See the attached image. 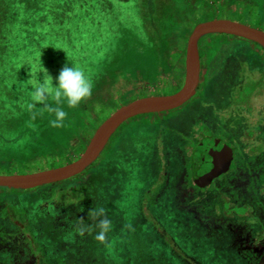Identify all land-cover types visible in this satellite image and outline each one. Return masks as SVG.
Here are the masks:
<instances>
[{"label": "rangeland", "instance_id": "374dc122", "mask_svg": "<svg viewBox=\"0 0 264 264\" xmlns=\"http://www.w3.org/2000/svg\"><path fill=\"white\" fill-rule=\"evenodd\" d=\"M25 1L29 2L27 8L15 0H0V173H30L69 163L81 153L96 126L116 108L136 98L167 95L179 89L183 80L185 41L196 23L222 18L264 32V9L250 3L184 0L186 16L181 20L174 18L172 24L176 25L167 38L170 49L163 54L162 68L156 67L144 76H129L124 71L112 74L113 87L111 84L104 90V97L97 98L89 108H82L84 111L80 106L67 110L71 128H53L48 121L47 131L37 129L36 135L33 133L37 136L32 140L35 143L59 141L58 144L50 150L46 149L48 146L28 150L24 145L25 134L21 133L24 129L33 131L43 120L30 119L27 104L32 102V89L27 81L43 80L46 69L55 86L65 65L79 66L87 76L93 74L103 52L100 46L114 41L119 28H126L128 23L132 26L140 0ZM179 1L178 5L169 3L167 9L176 11L181 7ZM167 2L155 0L158 18L162 14L163 20L168 14L162 11ZM190 7L192 11L188 10ZM26 10L34 12L37 18L29 22L33 25L31 32H26L20 22ZM42 12L45 17L40 18ZM158 22L162 26L166 24ZM135 29L148 39L150 33L142 24H136ZM160 39L163 41L161 31ZM217 43L226 45L225 51L236 57L230 65L237 67L233 79L228 81L231 91L248 77L242 81V88L233 100H244L252 87L259 99L250 96L245 106H234L230 95L206 90L203 101L195 103L191 98L179 109L124 121L95 161L72 179L30 190L0 188V254L28 253L33 258L34 246L28 236L33 231L46 249L57 250L68 264H264V256L256 262V254L252 252L254 255L246 263L240 258L246 252L240 251L238 256L231 248L226 229L232 230L231 224L240 218H249L248 213L244 217L245 208L205 189L209 177L224 168L223 162L201 169L184 166L198 188L193 197L195 209L205 220L197 219L195 212L183 205L177 207L176 203L182 200L176 202L179 197L173 198L179 185L175 184L169 166L177 162L174 155L177 149L187 163L189 153L205 137L209 136L212 141L221 139L218 130L211 132L198 120L191 124L194 118L209 117L218 129L228 126L230 135L241 133L245 140L251 136L249 126H244L247 120L252 117L255 120L257 114L264 116V77L259 84L250 81L251 74L241 69L237 60L247 58L248 67L257 64L260 73H264V51L252 42L226 35H206L198 40L203 53L209 52V55L216 53L213 50ZM182 124L192 128L188 135L182 132ZM196 140L200 142L195 145ZM40 152L53 155L25 165L33 162ZM9 162L16 164L10 169ZM167 176V184L161 185ZM98 206L106 209L107 218L112 222L107 234L110 246L94 239L96 231L79 236L74 230V222L81 216L92 224L87 214ZM15 213L24 220L21 227L9 222ZM44 214L50 223L40 225L38 222ZM129 223L134 231L126 228ZM254 225L260 229L259 222Z\"/></svg>", "mask_w": 264, "mask_h": 264}, {"label": "flooded vegetation", "instance_id": "af4514ba", "mask_svg": "<svg viewBox=\"0 0 264 264\" xmlns=\"http://www.w3.org/2000/svg\"><path fill=\"white\" fill-rule=\"evenodd\" d=\"M225 47L227 46L217 43L216 48L213 50V52L216 53L209 55V52L203 53L197 41L199 74L198 84L195 93L192 96V102L194 101L196 103L203 101V95L206 90L215 94L222 92L226 95H230V98L232 99L231 102L234 106H240L242 104L245 106L246 101L250 96L259 99L257 91L252 87L249 92L246 93L244 100H233L242 88V81H247L248 77L246 76V78H243L239 83L240 86L238 85V88L236 87L235 90L231 91V87L228 86L231 82L228 83V81L233 79L232 75L237 71V67L234 68V66L231 67L230 65H232V60L236 57L227 53ZM237 60L240 63V68L251 74L250 77H252V80L250 81L253 82L255 80L258 84L263 82L262 77H264V73H260L261 70L258 69L257 64L255 67L253 66L254 69L253 67H248L247 58H238ZM243 74H245V72ZM223 79H225L226 82H222ZM258 106L263 107V104H257V107ZM200 116L201 115L194 118L191 121V124L198 120L200 121V124L209 131L213 132L214 130H218L221 134L219 139L221 138L220 141L223 143L224 148L221 151L220 157L217 155L211 157V155L208 154L209 156L205 157L206 164H202L199 168L195 169L209 166L216 167L220 162L224 163V168H220L215 176L212 175L209 177L210 181L207 184L208 186H205V189L211 194L221 195L223 199L233 203L235 206L245 208L247 212H245L244 217H247L246 214L248 213L249 218H244L243 220L240 218L238 222L231 224L232 230L226 229L227 233L230 235L229 237H231V248L235 254H238L239 256L241 252H246L244 257L240 256V258L246 263L251 255H254L252 252H255L256 254V262L260 261L264 256V234L261 233L264 231V116L262 114H257L255 115V120H251L253 117L250 121L247 120V123L244 126H249L248 130L250 131L251 136L250 138L245 136V138H247L245 140L242 136L243 134L240 133L239 136H235L234 133H231L232 135H230L226 130L228 129V126L218 129L217 125L212 123L209 117ZM178 124L180 126L181 121H179ZM181 129L184 134L188 135L192 128L187 126L183 127L182 124ZM208 137L209 136L204 139H207ZM197 142L199 143L200 141L196 140L195 145L198 144ZM174 155L177 158V162L173 163L169 168L172 170L175 184L179 185V187L177 192L174 193L173 198L175 200V198L179 197L176 202L182 200L181 202L176 203V206L183 205L187 210L195 212L197 219L205 220L203 219L205 217L198 212L199 210L195 209L197 205L193 200L195 193L198 192V188L193 185V182L189 178V175L185 170L186 168L184 167L186 164L190 166L192 165L190 156L188 162L185 163L186 158L179 153L178 149L177 153ZM189 155L191 154L189 153ZM167 180L168 176L163 179L161 185L167 184ZM49 185L50 184L44 186ZM191 191H193V193H191ZM256 221L260 223V229L254 225ZM9 222L11 225L21 227L24 220L21 216L15 213V217ZM49 223L50 220L45 214L38 222L40 225ZM28 236L34 246V252H32L33 258L28 253L22 255V257L20 254H12V252H9L6 255L0 254V264H68L65 258L60 255L57 250L46 249V245L37 238L36 233L29 231Z\"/></svg>", "mask_w": 264, "mask_h": 264}, {"label": "water", "instance_id": "95a60500", "mask_svg": "<svg viewBox=\"0 0 264 264\" xmlns=\"http://www.w3.org/2000/svg\"><path fill=\"white\" fill-rule=\"evenodd\" d=\"M213 34L249 41L264 51V32L257 28L222 18L196 23L185 41L183 80L179 89L167 95L136 98L119 106L96 126L83 150L73 161L30 173L0 174V188L30 190L71 179L95 161L109 137L124 121L140 115L172 111L183 106L192 98L198 84L197 41L201 37ZM223 148L224 145L220 140L204 139L191 152L192 166L199 168L202 164L205 165V157L209 155L220 157Z\"/></svg>", "mask_w": 264, "mask_h": 264}, {"label": "trees", "instance_id": "16d2710c", "mask_svg": "<svg viewBox=\"0 0 264 264\" xmlns=\"http://www.w3.org/2000/svg\"><path fill=\"white\" fill-rule=\"evenodd\" d=\"M17 3H22L24 7L27 8V5L29 2H26L25 0H15ZM177 1L179 0H168L167 5L163 8L162 11L168 12V14H165L164 20L161 18H158V12L157 7L155 4V0H144L139 1L137 4L136 9V15H134V20L130 23H128L127 27H121L118 30V34L115 37V40L107 45H101L100 48L103 51L102 54L99 57V62L97 63L98 67L101 66L99 69L98 67L95 68L93 74H89L90 78L94 82V88H93V94L91 99H89L86 103H83L80 105L82 108H89V104H91L93 101H95L97 98H102L106 94V88L110 87L112 84V80L110 76L114 73L124 71L127 73V75H138V76H144L146 73L152 72L156 67L162 68L164 66V59L163 54L165 51H168L170 49V44L167 40L168 36L172 32V24L173 21L176 18H179L180 20L186 16L187 12V5L184 3V0H180V8L176 9V11L172 12L171 10L167 9L168 4H176L178 5ZM233 2L238 1L242 4L250 3L254 6H257L260 9H264V0H226V2ZM22 8V7H21ZM188 10L192 11V7L188 8ZM27 11V10H26ZM45 17V14L42 12L40 15V18ZM39 18V19H40ZM175 18V19H174ZM162 22H166L163 26L159 24L158 20ZM37 18L35 17L34 12H25L24 15L20 18V22L24 26V30L26 32L33 31V25L29 24V22H35ZM161 22V23H162ZM171 22V23H170ZM143 25L144 28L148 29L150 35L148 36V39H144V35H142L139 31H136L135 25ZM160 31L162 35L163 41L160 39ZM45 36V34H42V37ZM42 37H39V39H42ZM26 38V36H25ZM42 50L43 48L40 47ZM153 56V59H150V57ZM134 72V73H131ZM128 76V77H129ZM114 82V81H113ZM118 84L116 83V86ZM113 87V84L111 88ZM49 103H52L53 106H55L54 102L51 100ZM37 107H42L41 105H37ZM64 111L67 112V110L71 109L67 107V104L64 103L62 105ZM72 111V110H71ZM84 111V109H82ZM30 114V113H29ZM19 118V117H18ZM38 118L42 119L43 121L39 122L38 126L35 127V129L32 131L30 129H24L21 134H25V142L24 145L28 147V150L32 149H38L37 146L45 147L48 146L46 149L52 148L56 144L59 143V141H51L49 143H35V141H32L35 137L33 133L37 129H42L47 131L46 124L48 121L54 119V116H49L47 113L44 114L43 117ZM67 126L70 127L68 120L65 119L64 121V127ZM71 128V127H70ZM36 135V133H35ZM41 135V133H40ZM18 136V135H17ZM55 136V135H54ZM16 136H14L15 138ZM31 139V140H30ZM11 141V139H9ZM4 143H8L7 141L3 140ZM53 154H45L44 152H40L36 154V156L32 159L33 162H29L28 164H35L38 163L40 160H44L51 156ZM10 164V162H9ZM8 164V165H9ZM5 174V172L0 173ZM44 187V186H42ZM239 256V255H238Z\"/></svg>", "mask_w": 264, "mask_h": 264}, {"label": "clouds", "instance_id": "9594fccd", "mask_svg": "<svg viewBox=\"0 0 264 264\" xmlns=\"http://www.w3.org/2000/svg\"><path fill=\"white\" fill-rule=\"evenodd\" d=\"M44 69V68H43ZM46 76L43 80L33 81L29 79L27 84L31 86V103L27 104V110L31 114V121H35L37 117H43L45 113L55 118L50 120V126L53 128L64 127V121L68 118V113L64 111L62 105L67 104L68 108L75 109L81 104L91 99L93 94L94 82L87 76L79 66L65 65L54 86L53 77L44 69ZM54 102L55 106L49 101ZM41 105L42 107H37ZM99 111V106H97ZM34 126V125H33ZM88 218L93 221L92 224L85 222L84 217H79L75 222V232L79 236L86 233L91 235L94 231L96 234L94 239L100 244L110 246L108 241V233L112 229V222L107 218L106 209L102 206L91 208L87 214ZM130 231H134L131 223L126 225Z\"/></svg>", "mask_w": 264, "mask_h": 264}, {"label": "crops", "instance_id": "0c3cea01", "mask_svg": "<svg viewBox=\"0 0 264 264\" xmlns=\"http://www.w3.org/2000/svg\"><path fill=\"white\" fill-rule=\"evenodd\" d=\"M13 164H16V163L15 162H10V164L7 167H10V169H11L14 166ZM5 174H11V173L6 171Z\"/></svg>", "mask_w": 264, "mask_h": 264}]
</instances>
